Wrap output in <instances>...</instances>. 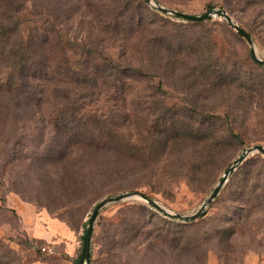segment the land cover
<instances>
[{"label": "rangeland", "instance_id": "374dc122", "mask_svg": "<svg viewBox=\"0 0 264 264\" xmlns=\"http://www.w3.org/2000/svg\"><path fill=\"white\" fill-rule=\"evenodd\" d=\"M155 1L195 16L224 10L264 60V0ZM25 8L20 36L34 26L40 42L48 37L54 67L67 64L71 79L102 67L98 56L122 73L111 70L109 97L50 99L37 114L0 100V264H76L105 197L138 192L192 215L241 152L264 147V69L221 18L193 24L143 0H26ZM8 73L0 70V86ZM58 102L65 109L53 112ZM82 115L115 125L110 148H69L72 117ZM243 165L191 225L142 201L103 208L89 264H264V158ZM41 217L68 232L33 238L48 229Z\"/></svg>", "mask_w": 264, "mask_h": 264}, {"label": "trees", "instance_id": "16d2710c", "mask_svg": "<svg viewBox=\"0 0 264 264\" xmlns=\"http://www.w3.org/2000/svg\"><path fill=\"white\" fill-rule=\"evenodd\" d=\"M143 1L145 2V0ZM25 2L26 0H0V70H8L9 72L6 81L0 86L2 89V91L0 90V100L15 101V103L13 102L14 108L23 107V109H29L37 114L43 111L42 106L48 103L50 99L65 102L70 100L71 96H76L78 100H81L91 95H106L108 93V97L113 95L115 93L114 82H109L107 79L113 76V72H111L113 68L116 69L117 75L121 74L122 71H119L118 67H113L108 58L101 59L98 56V60L102 62V67L99 64L91 65L89 66L90 71L87 68L84 69L85 73L81 76L82 80L79 78L71 79L67 64L54 67V59L50 58L47 53L48 50L44 48L49 44L48 37H44V40L40 42L34 26L29 29L26 38L20 36L19 26L27 21L26 19L23 20V18H27L24 16ZM33 8L31 2V9ZM28 21H31L30 18ZM246 32L251 36L248 31ZM260 67L264 69V67ZM101 87H104V89L102 88L104 91L100 89ZM61 107L62 110L65 109V105H59L58 102V108H54L53 112L60 111ZM92 117L82 115L77 120L72 117L71 121L75 127L68 130L69 148L79 145L91 148L92 145H95L94 143H97L96 148H101V150L110 148L108 144L118 134L115 125L108 127L102 125L103 122L100 125H95ZM82 120H85L82 126L86 122L87 124L78 131L76 126H80L79 122ZM244 162L239 166L240 168L244 166ZM240 168L237 167V169ZM134 206L129 205V208L133 209ZM192 223H184V225H191Z\"/></svg>", "mask_w": 264, "mask_h": 264}, {"label": "water", "instance_id": "95a60500", "mask_svg": "<svg viewBox=\"0 0 264 264\" xmlns=\"http://www.w3.org/2000/svg\"><path fill=\"white\" fill-rule=\"evenodd\" d=\"M146 3L156 11H158L161 14L164 15H173L177 18L187 20V21H193V22H204L209 20L210 18L218 17L224 20L236 33H238L246 42L250 49L251 56L253 60L259 65L264 67V60L260 59L254 49V43L251 38V36L244 31L239 25L232 19L231 16H229L224 10L222 9H211L207 11L203 15L195 16V15H189L186 13L178 12L173 9L165 8L161 5H159L155 0H145ZM259 154L264 158V147L256 145L250 148L245 149L243 152L240 153V155L229 165V167L225 170L222 177L219 179L217 184L213 187L212 191L206 198L204 202L200 205V207L197 209L195 213L189 216H183L178 213H174L169 211L168 209L161 206L159 203L154 201L153 199L145 196L144 194L138 193V192H126L115 196H109L103 198L101 201H99L97 204L94 205L88 220L85 232L83 234L82 244H81V251L79 258L77 260L76 264H89L90 260V251H91V242L92 237L94 233V224L97 218V215L99 212L107 207L108 205L123 202V201H142L150 208L154 209L155 211L159 212L163 216L177 220L182 223H191L202 217L204 211L206 208L211 205V203L216 199L218 196L220 190L224 186V184L227 182L229 175L234 172L237 167H239L249 156Z\"/></svg>", "mask_w": 264, "mask_h": 264}, {"label": "crops", "instance_id": "0c3cea01", "mask_svg": "<svg viewBox=\"0 0 264 264\" xmlns=\"http://www.w3.org/2000/svg\"><path fill=\"white\" fill-rule=\"evenodd\" d=\"M43 216V215H42ZM42 221H44L48 225V229L43 231L42 233H35V236L33 235V238H52L58 237V236H64L66 234L67 228L65 225H63L60 222H57L51 218L45 219L44 217H41Z\"/></svg>", "mask_w": 264, "mask_h": 264}, {"label": "built area", "instance_id": "2783aa9c", "mask_svg": "<svg viewBox=\"0 0 264 264\" xmlns=\"http://www.w3.org/2000/svg\"><path fill=\"white\" fill-rule=\"evenodd\" d=\"M41 251H42V252H48V253L51 252V250H50L49 248H47V247H42V248H41Z\"/></svg>", "mask_w": 264, "mask_h": 264}]
</instances>
